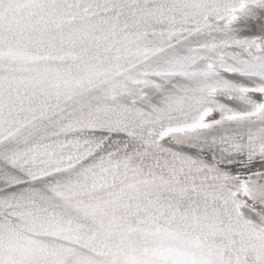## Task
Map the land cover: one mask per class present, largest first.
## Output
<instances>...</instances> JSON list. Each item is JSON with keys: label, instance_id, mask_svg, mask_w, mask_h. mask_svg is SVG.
Masks as SVG:
<instances>
[{"label": "snow or ice", "instance_id": "snow-or-ice-1", "mask_svg": "<svg viewBox=\"0 0 264 264\" xmlns=\"http://www.w3.org/2000/svg\"><path fill=\"white\" fill-rule=\"evenodd\" d=\"M0 264H264V0H0Z\"/></svg>", "mask_w": 264, "mask_h": 264}]
</instances>
